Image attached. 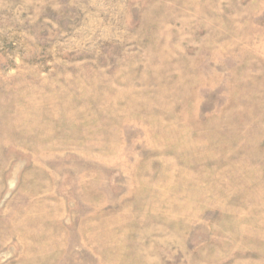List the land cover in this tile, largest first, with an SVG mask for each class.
Listing matches in <instances>:
<instances>
[{"label": "rangeland", "instance_id": "1", "mask_svg": "<svg viewBox=\"0 0 264 264\" xmlns=\"http://www.w3.org/2000/svg\"><path fill=\"white\" fill-rule=\"evenodd\" d=\"M0 264H264V0H0Z\"/></svg>", "mask_w": 264, "mask_h": 264}]
</instances>
